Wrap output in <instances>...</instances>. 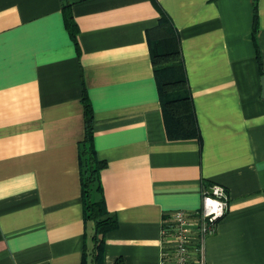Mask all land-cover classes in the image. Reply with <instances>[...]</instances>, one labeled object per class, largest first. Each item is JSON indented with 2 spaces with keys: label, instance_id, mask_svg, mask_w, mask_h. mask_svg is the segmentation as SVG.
I'll list each match as a JSON object with an SVG mask.
<instances>
[{
  "label": "crops",
  "instance_id": "obj_1",
  "mask_svg": "<svg viewBox=\"0 0 264 264\" xmlns=\"http://www.w3.org/2000/svg\"><path fill=\"white\" fill-rule=\"evenodd\" d=\"M258 11L255 41L254 0H0V264H95L84 95L104 163L91 198L118 223L104 264H162L164 222L213 184L230 207L208 264H264V0ZM164 14L200 140L167 135L148 42Z\"/></svg>",
  "mask_w": 264,
  "mask_h": 264
},
{
  "label": "trees",
  "instance_id": "obj_2",
  "mask_svg": "<svg viewBox=\"0 0 264 264\" xmlns=\"http://www.w3.org/2000/svg\"><path fill=\"white\" fill-rule=\"evenodd\" d=\"M258 4L259 0H254L255 41L259 28ZM64 15L66 26L72 38L76 40L78 29L71 9L65 8ZM148 42L168 138L200 140L201 133L183 59L180 34L168 15L164 14L158 27L148 32ZM83 102L86 117V138L81 149L84 210L86 218L94 222V263L104 264L106 235L114 230L118 223L102 201L95 202L91 198L92 185L104 163L99 162L94 153L93 110L87 95H84ZM85 260L84 256V263ZM115 264L125 263L117 260Z\"/></svg>",
  "mask_w": 264,
  "mask_h": 264
},
{
  "label": "built area",
  "instance_id": "obj_3",
  "mask_svg": "<svg viewBox=\"0 0 264 264\" xmlns=\"http://www.w3.org/2000/svg\"><path fill=\"white\" fill-rule=\"evenodd\" d=\"M226 189L213 184L204 191L201 208L195 212L175 210L164 222L162 264H208L205 242L229 211Z\"/></svg>",
  "mask_w": 264,
  "mask_h": 264
},
{
  "label": "water",
  "instance_id": "obj_4",
  "mask_svg": "<svg viewBox=\"0 0 264 264\" xmlns=\"http://www.w3.org/2000/svg\"><path fill=\"white\" fill-rule=\"evenodd\" d=\"M262 86H263L262 98L264 99V77L262 78Z\"/></svg>",
  "mask_w": 264,
  "mask_h": 264
}]
</instances>
